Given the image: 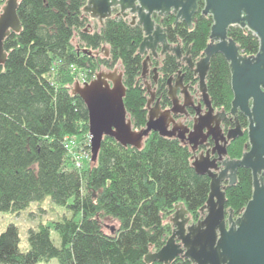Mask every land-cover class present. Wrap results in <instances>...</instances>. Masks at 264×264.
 Masks as SVG:
<instances>
[{
    "label": "trees",
    "instance_id": "1",
    "mask_svg": "<svg viewBox=\"0 0 264 264\" xmlns=\"http://www.w3.org/2000/svg\"><path fill=\"white\" fill-rule=\"evenodd\" d=\"M4 2L0 0V6ZM85 3L17 0L21 27L9 30L3 38L0 211H20L31 201L49 197L70 213L52 226L40 223L29 227L25 249L19 246L18 227L8 222L0 231V262L29 264L55 259L57 264H194L182 254L168 263L144 260V255L163 245L170 234L169 216L177 202H183L191 221L202 216L200 206L208 195L209 177L195 171L186 142L154 130L140 147L103 135L96 159L90 158L86 167H74L66 143L72 137L85 143L88 133L86 104L72 92L77 74L83 72L90 79L100 65L112 68L118 63L125 86L123 102L132 126L142 127L147 115V92L141 76L145 54L138 52L141 25L117 14L116 7L99 22L82 10ZM202 6L203 0H197L191 27L182 19L174 21L172 12L164 16L153 13L155 21L165 27L167 40L179 43L182 51L188 49L192 60L203 55L209 40L212 17L201 12ZM227 32L242 52H256L258 39L247 27L233 24ZM180 66L183 80L190 83V92L196 96L197 76L188 65ZM180 66L173 52L161 55L158 91L163 95L166 78ZM205 86L211 105L228 111L230 71L220 52L209 59ZM237 120L243 132L227 143L230 157L240 156L247 143V118L238 111ZM224 192L225 213L231 208L235 217L251 196L250 169L237 167L235 181L226 182ZM100 215L118 221L113 231L102 228ZM52 231L58 234V243Z\"/></svg>",
    "mask_w": 264,
    "mask_h": 264
},
{
    "label": "water",
    "instance_id": "2",
    "mask_svg": "<svg viewBox=\"0 0 264 264\" xmlns=\"http://www.w3.org/2000/svg\"><path fill=\"white\" fill-rule=\"evenodd\" d=\"M16 5L17 0H5L0 6V63L6 57L3 38L9 30L18 31L21 27ZM113 7H118L117 14L130 15V23L141 25L143 37L138 52L149 50L142 59L141 68L147 90L150 91V84L145 76L150 55L170 51L175 54L178 66L185 62L197 76L200 97L194 102V95L178 69L175 77L171 74L166 79L169 106L161 109L156 102L153 108H148L145 124L134 128L124 106L125 86L122 72L117 70L118 64L113 69L96 72L88 81L75 80L73 84L72 92L83 99L88 110L91 160L96 159L103 135H110L123 145L140 147L144 137L154 130L186 142L193 151L191 163L195 171L209 177L208 195L200 206L202 216L191 221L183 202H177L169 216L170 234L158 249L148 251L144 260L158 259L168 263L182 254L194 264H264V0H203L201 12L209 13L212 23L203 55L196 60L187 55L188 50L182 54L179 43H169L165 27L155 21L153 13L164 16L172 12L174 21L182 19L191 27L197 0H86L82 10L102 22L112 14ZM233 24L247 27L256 35V52H242L227 32ZM104 51L108 53L105 46ZM215 52L222 53L228 61L232 90L228 111L213 112L205 86L209 59ZM152 70L155 78L157 68ZM177 88H180L182 100H179ZM150 94L153 98V92ZM185 107H192L195 112L191 128L173 116L186 114ZM238 111L247 118V143L240 156L230 158L225 156L226 144L243 132L237 120ZM226 113L231 114L234 124L223 132L220 123ZM207 135L213 145L205 152L195 153ZM213 152L216 156L210 157ZM239 166L250 169L252 192L241 212L233 217L231 208L225 213V184L221 182L227 179L228 184L233 183Z\"/></svg>",
    "mask_w": 264,
    "mask_h": 264
},
{
    "label": "rangeland",
    "instance_id": "3",
    "mask_svg": "<svg viewBox=\"0 0 264 264\" xmlns=\"http://www.w3.org/2000/svg\"><path fill=\"white\" fill-rule=\"evenodd\" d=\"M91 25H94L93 20H91ZM75 38L73 39V42L75 43ZM106 47V46H105ZM107 48V47H106ZM108 49V48H107ZM118 64V63H117ZM114 65V67L117 66ZM119 64L117 67V70L119 69ZM112 68H107L105 66L100 65L95 72H98L100 70H110ZM88 135V133H87ZM79 141V140H78ZM80 147L78 149H81L84 151L82 154V164L84 167H86L89 163L91 157L85 155V150L88 148L86 145V139L84 143V139H80ZM80 150V151H81ZM69 214L70 212L66 210V208L63 205L54 203L49 197H45L42 201H31L29 205L20 210V211H0V231L6 226L8 222H14L16 226L18 227L19 231V246L21 249H25L28 246V240H27V233L28 228L33 227L36 228L38 224L40 223H48L52 226L53 221L58 220L63 217L64 214ZM99 221L102 225V228L105 231H113V228L118 225V221L115 218H112L109 215L106 216H99ZM53 240L58 243L59 237L58 234L54 231L51 232ZM0 264H4L0 262ZM29 264H57L55 259H51L48 262L44 261H37Z\"/></svg>",
    "mask_w": 264,
    "mask_h": 264
},
{
    "label": "flooded vegetation",
    "instance_id": "4",
    "mask_svg": "<svg viewBox=\"0 0 264 264\" xmlns=\"http://www.w3.org/2000/svg\"><path fill=\"white\" fill-rule=\"evenodd\" d=\"M116 8H117V11H118V7H116ZM124 17H129L130 18V15H127V16H124ZM171 44H175V43H171ZM159 49H160V45L157 46V51H159ZM186 50H188V49H186ZM186 50H184V51L181 50L182 51V54H184ZM148 53H149V50H145L144 54L146 55ZM187 55H189V50H188V54ZM160 58H161L160 53H158L157 56H151L150 55V63H149L148 71L146 73L145 78L148 81V83L150 84V91L153 92V98H151L152 96L150 94V91H148L147 88H146V92H147L146 104H147V99L148 98H151L150 101H149V104L146 105L147 112H148V108H153L155 106V103L156 102L159 103V106H160L161 109L168 107L169 104H170L169 98L166 95V92H167V83H166V80H165L166 87H165L164 95H163L162 93H160L158 91V81L161 79V77L158 74V70H157V73H156V77L153 78L154 71L152 70V68L153 67H156L157 68L158 63L160 61ZM182 64L187 65L185 62H182L181 65ZM178 69H180V73H181L182 78H183V74H182L183 71L181 69V66H180V68H177V70ZM177 70L174 73H172V75L174 77L176 75ZM173 80H174V78H173ZM183 82L188 84L187 87H188V90L190 91V83L188 81H186V80H183ZM177 95L179 96V100H182V93L180 92V88H177ZM165 98H167V101H164ZM193 100H194V102H197V101L200 100L199 92H198V94L196 96H193ZM202 107H203L202 108V111H203L205 109V107L203 106V103H202ZM185 108L187 110V113L186 114L185 113H177V114H175L173 116L175 117V119H180L189 128H191L192 127L193 117H194V113L195 112H194V110H193L192 107H185ZM222 110H224V109L214 108L213 112L222 111ZM225 111H227V110H225ZM230 119L233 120V117L231 116V114L226 113L225 117L221 120L220 125H221V128H222L223 132H225L228 127H230V126H232L234 124V120H233L232 123H229V124H226L225 123V121H230ZM212 145H213V140L211 139V137L209 135H207L206 138L204 139V141L198 144L197 149L195 150V153H198L200 151L201 152H205ZM226 149H227V144H226ZM192 154H193V151H192ZM214 156H216V152L210 153V157H214ZM225 156L230 157L228 155L227 151H226V155ZM230 158H232V157H230ZM218 163H220V162H218ZM226 182H227V179H224V180H222L221 184L224 185Z\"/></svg>",
    "mask_w": 264,
    "mask_h": 264
},
{
    "label": "built area",
    "instance_id": "5",
    "mask_svg": "<svg viewBox=\"0 0 264 264\" xmlns=\"http://www.w3.org/2000/svg\"><path fill=\"white\" fill-rule=\"evenodd\" d=\"M76 80H78L80 83L84 82V81H88L89 79L85 76V74L83 72L77 74L76 76ZM80 143L79 141L74 140V138H69L68 142L66 143V146L69 148V153L71 154V159L74 163V167L79 168L82 165V154L84 153L83 150L78 149V147H80ZM89 134L87 135V141H86V145H88L87 149L85 150V155L88 157L90 156V144H89ZM81 150V151H80Z\"/></svg>",
    "mask_w": 264,
    "mask_h": 264
}]
</instances>
